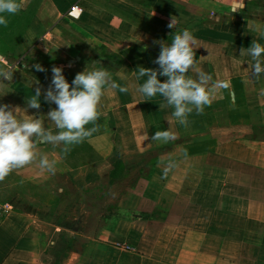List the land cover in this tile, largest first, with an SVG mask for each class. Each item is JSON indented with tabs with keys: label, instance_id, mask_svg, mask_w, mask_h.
Here are the masks:
<instances>
[{
	"label": "crops",
	"instance_id": "1",
	"mask_svg": "<svg viewBox=\"0 0 264 264\" xmlns=\"http://www.w3.org/2000/svg\"><path fill=\"white\" fill-rule=\"evenodd\" d=\"M21 3L0 27V68L13 72L0 81V105L55 133L47 113L56 105L44 95L54 67L71 84L98 64L129 91L107 90L86 126L97 130L67 153L62 143L37 146L57 160L54 173L37 158L0 180V201L14 207L0 218V264H264V74H253L247 54L252 42L264 44V0ZM184 29L195 38L190 78L204 71L230 89L182 125L162 97L136 91L144 82L136 77L140 67L159 70L161 42ZM37 89L41 106L28 108ZM163 130L173 138L152 139ZM140 164L135 201L123 196L97 232L83 236L61 220L64 176L94 183Z\"/></svg>",
	"mask_w": 264,
	"mask_h": 264
},
{
	"label": "clouds",
	"instance_id": "2",
	"mask_svg": "<svg viewBox=\"0 0 264 264\" xmlns=\"http://www.w3.org/2000/svg\"><path fill=\"white\" fill-rule=\"evenodd\" d=\"M21 0H0V27H7L9 17L21 11ZM170 28L175 27L172 19ZM195 38L188 29L177 32L171 43L161 42V50L155 63L159 70L140 67L136 79L144 82L136 89L147 98L159 95L168 106L174 109L173 116L184 125L188 116L195 110L198 114L209 106L218 94L230 89V81L216 80L204 71H198V79L188 75L197 64L194 50ZM243 54V49L241 50ZM251 56L253 74L259 77L264 74V44L252 42L247 49ZM38 71L45 69L36 64ZM51 86L46 91L45 99L54 103L56 108L47 113V118L54 123L56 132L44 126L39 117L21 118L17 108L7 104L0 105V180L13 170L32 164L39 158V167L54 173L57 160L49 159L38 151L39 144H63L67 153L71 146L81 143L97 129L86 127L95 124L99 118V106L102 97L109 89L120 93L129 91L121 85L114 74L103 66L85 67L72 80L71 84L63 75L61 67L52 69ZM12 69L0 68V81H11ZM158 77H166L163 82ZM41 90L37 89L33 98L28 99V108L39 109ZM27 113V108L23 109ZM173 138L168 130L156 131L153 140L164 141Z\"/></svg>",
	"mask_w": 264,
	"mask_h": 264
},
{
	"label": "rangeland",
	"instance_id": "3",
	"mask_svg": "<svg viewBox=\"0 0 264 264\" xmlns=\"http://www.w3.org/2000/svg\"><path fill=\"white\" fill-rule=\"evenodd\" d=\"M142 159L146 161L145 156ZM143 169L142 164L130 170L120 167L109 180L101 179L94 183H86L83 176L74 180L67 174L64 176L68 184L61 220L72 227L79 226L76 229L83 236L94 234L110 218L107 211L118 209L123 196L135 201L131 195L136 191ZM79 182L85 183L79 185Z\"/></svg>",
	"mask_w": 264,
	"mask_h": 264
},
{
	"label": "built area",
	"instance_id": "4",
	"mask_svg": "<svg viewBox=\"0 0 264 264\" xmlns=\"http://www.w3.org/2000/svg\"><path fill=\"white\" fill-rule=\"evenodd\" d=\"M75 9H73L70 13L73 14ZM83 9H79V13H82ZM14 211V207L10 201L2 202L0 201V218L9 216ZM130 249V248H129Z\"/></svg>",
	"mask_w": 264,
	"mask_h": 264
}]
</instances>
